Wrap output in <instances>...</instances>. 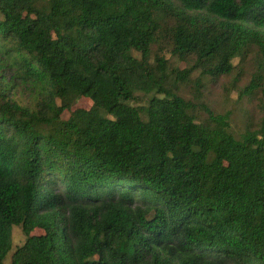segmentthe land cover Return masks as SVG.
Wrapping results in <instances>:
<instances>
[{"label": "trees", "instance_id": "16d2710c", "mask_svg": "<svg viewBox=\"0 0 264 264\" xmlns=\"http://www.w3.org/2000/svg\"><path fill=\"white\" fill-rule=\"evenodd\" d=\"M251 51L257 128L189 113ZM12 227L10 264H264V0H0V264Z\"/></svg>", "mask_w": 264, "mask_h": 264}, {"label": "rangeland", "instance_id": "374dc122", "mask_svg": "<svg viewBox=\"0 0 264 264\" xmlns=\"http://www.w3.org/2000/svg\"><path fill=\"white\" fill-rule=\"evenodd\" d=\"M133 56L137 59L139 54L133 52ZM167 59L170 67L177 70H184L188 68L185 62H179L175 58H171L169 54ZM153 63V62H152ZM232 64L235 65V70L229 76H222L216 79H212L204 74H200L199 71H194L188 83L181 85L176 79L175 82L178 85V94L186 101H189L192 108L189 113H192L198 120L205 119L207 114L204 110L207 109L214 115L225 116L230 125L231 132L237 137L246 128L256 129L258 125V117L260 112L256 108L257 98L260 94L254 96V99L242 95L241 91L252 79L258 71H261L260 61L253 51L247 53L246 58L239 62V59H233ZM6 77L10 76L9 71L5 73ZM16 101L23 106L31 105L36 98L35 94L28 91L27 86L16 82L15 88L12 92ZM138 102L144 103V97L141 94H136ZM132 105L134 103H131ZM90 101L81 99L77 101L71 110L76 108L90 107ZM68 112L62 114V118L66 119ZM254 183H252L249 189H252ZM42 232L35 230L34 234L39 235ZM24 235L19 227H12L11 230V251L5 258L4 264H10V255L24 242Z\"/></svg>", "mask_w": 264, "mask_h": 264}]
</instances>
